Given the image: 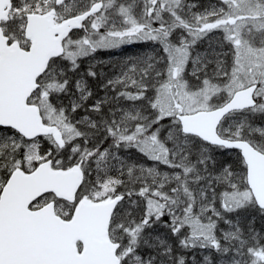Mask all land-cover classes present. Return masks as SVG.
Instances as JSON below:
<instances>
[{"label": "snow or ice", "instance_id": "snow-or-ice-1", "mask_svg": "<svg viewBox=\"0 0 264 264\" xmlns=\"http://www.w3.org/2000/svg\"><path fill=\"white\" fill-rule=\"evenodd\" d=\"M0 264H264V0H0Z\"/></svg>", "mask_w": 264, "mask_h": 264}, {"label": "rangeland", "instance_id": "rangeland-1", "mask_svg": "<svg viewBox=\"0 0 264 264\" xmlns=\"http://www.w3.org/2000/svg\"><path fill=\"white\" fill-rule=\"evenodd\" d=\"M133 51H136V50L133 49ZM127 54H131V53H127ZM116 55H117V56H120L121 53H120V52H117ZM106 56H108V54H104L101 58H105Z\"/></svg>", "mask_w": 264, "mask_h": 264}, {"label": "trees", "instance_id": "trees-1", "mask_svg": "<svg viewBox=\"0 0 264 264\" xmlns=\"http://www.w3.org/2000/svg\"><path fill=\"white\" fill-rule=\"evenodd\" d=\"M105 58H108V56H106Z\"/></svg>", "mask_w": 264, "mask_h": 264}]
</instances>
